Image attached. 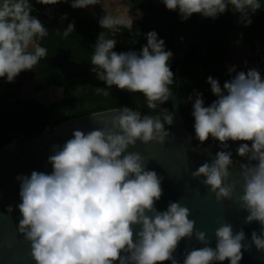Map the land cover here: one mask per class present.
<instances>
[{"label": "clouds", "instance_id": "9594fccd", "mask_svg": "<svg viewBox=\"0 0 264 264\" xmlns=\"http://www.w3.org/2000/svg\"><path fill=\"white\" fill-rule=\"evenodd\" d=\"M71 3L73 8L101 4V0H35L37 4ZM170 11H178L186 21L193 14L216 18L229 8L240 14V21L252 23L250 13L261 8L259 0H161ZM105 9L104 5L102 4ZM30 0H0V78L8 82L25 70H32L47 57V49L36 44L37 38L48 35L42 21L32 15ZM141 13L137 12V17ZM67 19V14L61 17ZM129 15H110L105 11L99 19L102 29L117 26L133 28ZM74 21L62 32L65 37L74 31ZM60 32L59 30H57ZM135 35H140L139 31ZM147 43L139 52H117L116 39L99 33L93 45L91 71L107 87L96 92L107 97V88L115 85L120 90L141 93L149 109H159L157 115H141L139 110L122 109L93 112H116L111 118L101 117L104 129L87 134L74 130L72 138L63 146L53 145L54 154L48 157L51 173L32 171L22 175L18 208L22 219L18 232L31 244V256L36 264H163L171 261L180 241L194 234L195 221L189 219L190 209L179 202H170L167 210L158 211L156 201L162 194V177L147 170L139 152H129L137 141L163 144L171 133L165 125L174 123L173 113L162 108L170 99L169 86L174 73L168 61L173 56L165 50V42L156 31L146 34ZM220 82L207 78L212 93L217 97L205 106L202 94L195 93L192 104L195 138L203 144L209 137L228 148V141H243L237 148L239 156H247L256 164H240L243 192L236 197L248 212L245 223L258 221L264 226V79L256 69L236 72ZM189 100L193 97L190 95ZM251 142V146L249 143ZM231 151H218L215 159L204 162L192 176H203L217 201L231 200L239 181L225 183L233 165ZM13 209L8 207V212ZM134 226H139L135 231ZM216 247L208 245L206 234L195 231V238L205 246L186 251L183 264H212L242 259L245 233H234L230 224L223 223L215 231ZM252 244L264 250V227L261 234H251Z\"/></svg>", "mask_w": 264, "mask_h": 264}, {"label": "trees", "instance_id": "16d2710c", "mask_svg": "<svg viewBox=\"0 0 264 264\" xmlns=\"http://www.w3.org/2000/svg\"><path fill=\"white\" fill-rule=\"evenodd\" d=\"M129 1L133 10L142 12V16L133 22L131 32L122 26H117L115 31L102 29L99 25L102 16L82 13L81 8L71 7L70 2L43 5L30 0L34 5L31 14L38 17L47 28L48 35L36 40L37 45L47 49V57L41 59L34 69L22 71L14 82L10 83L6 77L2 78L4 85L0 86V148L17 136L30 137L46 125L52 126L68 118L99 110L128 106L144 114H158L159 109L152 110L147 107L141 93L120 90L115 85L106 89L110 93L107 97L96 92L97 87L104 88L107 85L91 71L93 45L99 33L105 31L108 38L114 36L117 41L114 51L139 52L147 43L145 34L154 30L158 39L164 40L165 50L173 53L175 42L182 43L191 32L197 14L182 21L178 11L168 10L161 0ZM259 2L261 8L254 14L250 13L252 23L248 26L240 21V14L233 12L231 8L214 19L203 16L195 39L188 45L183 57L170 66L174 73V82L170 85L172 89L176 88L177 78L174 71L178 67L180 84L177 97L180 112L194 137L192 104L196 98L195 93L202 94L205 106L217 99L207 78L212 76L223 87L224 82L236 74L229 73L230 66H236V72L249 70V62L239 64L235 58L233 41L249 45L252 59L257 62L256 70L264 79V51L258 52L256 45V41L264 44V0ZM64 14H67V19L62 20ZM73 21L74 31L65 37L62 32ZM137 30L140 35H135ZM25 76L35 78L39 88L63 86V100L45 107L39 101L21 97L17 94V89ZM190 95L192 100L188 99ZM65 106L68 107L67 113L59 115L55 112ZM160 107L171 112L170 99ZM165 127L168 129L170 126ZM212 140L218 141L209 137L203 144ZM196 142L201 144L197 139Z\"/></svg>", "mask_w": 264, "mask_h": 264}, {"label": "water", "instance_id": "95a60500", "mask_svg": "<svg viewBox=\"0 0 264 264\" xmlns=\"http://www.w3.org/2000/svg\"><path fill=\"white\" fill-rule=\"evenodd\" d=\"M203 15L197 14L196 21L191 32L182 43L175 42L173 56L168 61L171 66L177 59L183 57L188 45L195 39ZM175 68L177 78L176 88L170 86L171 112L174 123L167 129L171 136L166 138L163 144L155 141L147 144L137 141L130 145L127 151L139 152L144 160L147 170H153L159 177H162L161 187L163 194L156 201L158 211L167 210L170 202H179L182 206L190 209L189 219L195 221L194 234L192 237L183 238L173 256L178 264H183L186 251L204 247L205 244L195 238V231H203L206 234L208 245L216 247V229L223 223L230 224L233 232L241 229L245 233V240L242 244V259L238 264H264V250H257L252 244L251 234L255 231L261 234L262 226L258 221L245 223L248 212L241 207L236 197L243 192V179L240 175V164H256L258 161H249L247 156H239L237 148L243 141H228L229 147L222 148L219 141H209L205 144H198L191 131L187 128L180 112L178 102V88L180 80ZM32 98L47 107L51 103H57L64 98L63 86H48L38 91L32 89ZM123 107L109 108L95 112L111 111ZM133 110H137L132 108ZM140 111V110H139ZM141 112V111H140ZM91 113L68 118L52 126L47 125L37 134L25 137L17 136L5 143L0 148V264H36L31 256V244L18 232L19 220L22 219L18 205L21 203L20 183L18 176H30L32 171L51 173L52 166L48 157L53 153L52 146L63 144L70 138L74 130H81L85 134L94 129H104L105 125L101 117L111 118L119 114L116 112H104L97 116ZM141 115H145L141 112ZM251 146V144H249ZM218 151H231L233 165L229 167L230 177L225 183L239 181L236 184L233 198L217 201L215 193H212L210 186L203 183L205 177H193L195 171L204 162H211L215 159ZM12 211L8 212V207ZM138 231L139 226H134ZM115 264H119L116 261ZM163 264H171L165 261ZM212 264H230L229 260L214 261Z\"/></svg>", "mask_w": 264, "mask_h": 264}, {"label": "rangeland", "instance_id": "374dc122", "mask_svg": "<svg viewBox=\"0 0 264 264\" xmlns=\"http://www.w3.org/2000/svg\"><path fill=\"white\" fill-rule=\"evenodd\" d=\"M102 4L104 5L105 9L103 8ZM89 6H91V10H89L87 7L81 8L82 13L92 14L95 16H103V15H105V11H106L110 15H120L123 17H127L128 10H129V15L134 18L133 22L137 21L142 16V12L139 11V13H141V15L139 16V18H136L138 11L133 10L131 8V3L129 0H101V4L89 5ZM49 8L50 7H48V9ZM116 29H117V27L113 28V29H109V30L115 31ZM256 43L260 49H264V44H260L259 41H256ZM232 44L235 48H240V47L245 46V43H238L236 41H233ZM3 85H4V81L2 78H0V86H3ZM18 93L22 94L24 92H19V90H18ZM55 112L59 115L65 114L68 112V107L67 106L60 107L57 110H55Z\"/></svg>", "mask_w": 264, "mask_h": 264}, {"label": "flooded vegetation", "instance_id": "af4514ba", "mask_svg": "<svg viewBox=\"0 0 264 264\" xmlns=\"http://www.w3.org/2000/svg\"><path fill=\"white\" fill-rule=\"evenodd\" d=\"M260 44H262V43H260ZM256 45H257V43H256ZM232 48H233L234 56L237 59V61H238L239 64H245V63L249 62V66H248L249 69H257V62H256V60H253L252 59L253 58V54L251 53L248 44H245V46L240 47V48H235L233 46V44H232ZM257 51L258 52L259 51H264V49H260L258 47V45H257ZM32 89L38 91V90H40L42 88H39L37 86V82H36L35 78L29 77V76H25L22 79V83L19 85V87L17 89V94L20 95L21 97H24V98H31V99H33L32 98ZM18 90H19V92H24V93L19 94L18 93ZM59 102H61V101H59Z\"/></svg>", "mask_w": 264, "mask_h": 264}, {"label": "crops", "instance_id": "0c3cea01", "mask_svg": "<svg viewBox=\"0 0 264 264\" xmlns=\"http://www.w3.org/2000/svg\"><path fill=\"white\" fill-rule=\"evenodd\" d=\"M87 8H88L89 10H91V6H89V7L87 6ZM91 15H92V14H91Z\"/></svg>", "mask_w": 264, "mask_h": 264}]
</instances>
